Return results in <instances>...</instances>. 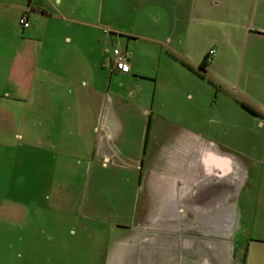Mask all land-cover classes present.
<instances>
[{
    "label": "crops",
    "instance_id": "1",
    "mask_svg": "<svg viewBox=\"0 0 264 264\" xmlns=\"http://www.w3.org/2000/svg\"><path fill=\"white\" fill-rule=\"evenodd\" d=\"M5 88L77 224L25 264L264 263V0H0Z\"/></svg>",
    "mask_w": 264,
    "mask_h": 264
},
{
    "label": "rangeland",
    "instance_id": "2",
    "mask_svg": "<svg viewBox=\"0 0 264 264\" xmlns=\"http://www.w3.org/2000/svg\"><path fill=\"white\" fill-rule=\"evenodd\" d=\"M6 90L11 91L5 88L0 92ZM33 106L28 100L0 98V264H25L30 257L28 243L36 239L39 230L45 234L50 228H63V232L77 228L73 206H53L52 170L40 169L47 155H43L42 148H34L42 143L43 117L34 115ZM18 133L24 136L20 138ZM72 189L67 194L72 197L68 204L80 197V189ZM254 235L264 240V228Z\"/></svg>",
    "mask_w": 264,
    "mask_h": 264
},
{
    "label": "built area",
    "instance_id": "3",
    "mask_svg": "<svg viewBox=\"0 0 264 264\" xmlns=\"http://www.w3.org/2000/svg\"><path fill=\"white\" fill-rule=\"evenodd\" d=\"M32 1V0H31ZM31 12L30 5L25 8L20 16V24L24 29L30 27L29 13ZM106 34H110L112 31L108 28L104 29ZM114 58V70L122 74H128L130 72V54L127 51H123L120 48H114L112 51Z\"/></svg>",
    "mask_w": 264,
    "mask_h": 264
},
{
    "label": "trees",
    "instance_id": "4",
    "mask_svg": "<svg viewBox=\"0 0 264 264\" xmlns=\"http://www.w3.org/2000/svg\"><path fill=\"white\" fill-rule=\"evenodd\" d=\"M208 59H209L208 57L205 59V61H204L203 64L201 65L202 67H205V66L207 65V63H209V60H208ZM243 106H244L246 109H248L249 111H251V112L254 113V110H253L248 104L243 103Z\"/></svg>",
    "mask_w": 264,
    "mask_h": 264
}]
</instances>
